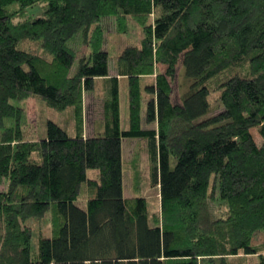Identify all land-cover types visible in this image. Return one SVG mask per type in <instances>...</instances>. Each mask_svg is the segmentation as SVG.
Returning a JSON list of instances; mask_svg holds the SVG:
<instances>
[{
  "label": "trees",
  "instance_id": "trees-1",
  "mask_svg": "<svg viewBox=\"0 0 264 264\" xmlns=\"http://www.w3.org/2000/svg\"><path fill=\"white\" fill-rule=\"evenodd\" d=\"M36 4L40 13L26 16ZM106 16L118 33L129 20L140 28L138 41L114 54L116 75ZM79 32L88 52L70 75L76 54L67 42ZM179 61L186 89L176 103ZM117 75L126 82L125 129ZM99 86L102 118L85 135L83 97ZM30 97L64 114L72 107L75 135L47 119L25 137ZM125 138L144 142L149 178L137 152L124 163ZM143 181L158 186L157 211L148 209ZM215 197L225 214L212 218ZM259 233L264 0H0V264H264V241L252 243ZM250 255L257 262L246 263Z\"/></svg>",
  "mask_w": 264,
  "mask_h": 264
},
{
  "label": "rangeland",
  "instance_id": "rangeland-1",
  "mask_svg": "<svg viewBox=\"0 0 264 264\" xmlns=\"http://www.w3.org/2000/svg\"><path fill=\"white\" fill-rule=\"evenodd\" d=\"M18 7L17 3H12L8 5V9H14ZM40 6L34 5L31 7H27L25 11L26 16H36L40 13ZM103 31H104V47L109 49L110 56L108 58V65L110 67V70H115L114 68V54L117 51H120L125 45L136 43L138 39L140 38V28L137 24L129 20V29L126 34L118 33L115 26V20L112 16H106L103 17L101 20ZM67 45L72 48L75 51V59L74 62L70 68L69 74L72 75L77 67L78 59L80 56H82L85 53V50L88 51L87 47L82 42L81 33L75 34L72 38H70L67 42ZM160 70H163L164 67L160 66ZM177 73L179 74L173 81H172V101L178 103L180 100V94L181 91H184L186 89L185 86H182L185 82L183 76H182V69H181V61H179L177 66ZM179 84V85H178ZM101 94L102 89L97 88L95 91L86 92L84 94V101L86 105H88L89 110L85 114L86 118L83 116V122H84V128L86 132H90L91 128H94V126L98 125L97 123L94 125H91L89 122L91 120V116H94L95 118L101 113ZM26 107V116L28 125L23 129L24 133L26 134L25 137L27 138H33L35 134V125L36 123L39 124V128L43 129L45 127V121L47 119H50L54 122L63 123L66 124L67 132L70 136L75 135V129H74V115H73V108L69 107L66 109L65 114L60 113L57 110L51 109V108H45L42 105H40L39 102H37L34 98L30 97L25 102ZM89 104H91L89 106ZM63 114V115H62ZM120 123L122 129H125L127 126V89H126V82L120 83ZM154 125L151 124H142L143 128H149L153 127ZM251 134L257 144L261 142V137L259 136L256 128H252ZM134 152H137L139 154V162H140V170L143 175V177L146 176V178H149L151 173V161L149 159L148 153L145 154V145L144 142L140 139L135 138H125L122 141V159L124 160V163H128V160L131 158L132 154ZM32 158L37 160V154L34 152L32 153ZM96 173L95 170L89 169L87 170V176L92 177ZM129 169H125L122 174V192L124 197H129L132 195L131 193V175H130ZM143 185L141 190L143 193V196L147 198L148 202V209L150 211H157L159 208V190L158 186L156 187H149L145 181H143ZM80 206H83V204H80ZM210 211L212 218H217L218 216H222L225 214V206L224 204L219 201L217 197H215L213 200L210 201ZM31 220L30 223L33 225V227L36 228L37 221ZM38 224V223H37ZM42 224V234L43 236L49 235V220L48 216H45L41 222ZM263 236L262 234H257L252 238V243H257L259 241V237ZM38 235L35 231L34 237L32 238L31 242V251L32 255H35L38 248ZM246 263H255L257 262V257L253 258H246Z\"/></svg>",
  "mask_w": 264,
  "mask_h": 264
},
{
  "label": "crops",
  "instance_id": "crops-1",
  "mask_svg": "<svg viewBox=\"0 0 264 264\" xmlns=\"http://www.w3.org/2000/svg\"><path fill=\"white\" fill-rule=\"evenodd\" d=\"M87 52L88 51L85 50V53L84 54H86ZM109 74L110 75H116L115 70L114 69L113 70H110V67H109ZM117 77H118L120 83L125 81V78L124 77H120L118 75H117ZM90 105L91 104H89V106ZM88 110H89L88 105H86V103H85V101L83 99V116H84V118H86L85 114L87 113ZM100 111H101V113L96 118L94 116H91V120L92 121L89 122L91 125L96 124L97 123V120H99V119L102 118V105H101V110ZM84 131H85V128H84ZM92 131H93V128H91L90 132H86L85 131V135L91 134ZM31 139H33V138H31ZM259 238L260 239H259V241L257 243L264 241V236H260ZM253 257H255V255H250L247 258H253Z\"/></svg>",
  "mask_w": 264,
  "mask_h": 264
}]
</instances>
